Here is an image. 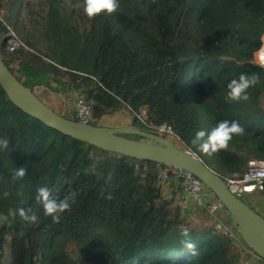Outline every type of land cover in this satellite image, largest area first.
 Listing matches in <instances>:
<instances>
[{
	"label": "trees",
	"instance_id": "trees-1",
	"mask_svg": "<svg viewBox=\"0 0 264 264\" xmlns=\"http://www.w3.org/2000/svg\"><path fill=\"white\" fill-rule=\"evenodd\" d=\"M118 3L116 12L89 18L77 7L82 0H38L49 17L37 45L23 34L21 18L24 9L32 13V1L0 0V58L5 65L26 63L52 83L60 80V96L87 102L93 125L122 110L130 126L157 133L165 125L178 145L223 180L242 173L249 157L264 159V73L252 59L264 36V0ZM9 31L19 35L13 32L19 41L13 50ZM253 72L261 82L248 90L250 99L226 103L227 83ZM30 89L41 100L36 86ZM53 110L73 119L74 109ZM224 119L238 120L245 133L212 155L192 145L198 130ZM3 137L9 148L0 149V264H76L66 250L70 242L84 264H241L234 238L189 221L175 195L161 192L163 164L62 134L14 105L0 86ZM20 167L26 176L14 180ZM44 185L57 199L77 192L59 223L35 200ZM259 195L264 199V187ZM21 208L37 221L21 218ZM185 231L196 242L194 252L181 244Z\"/></svg>",
	"mask_w": 264,
	"mask_h": 264
},
{
	"label": "water",
	"instance_id": "water-1",
	"mask_svg": "<svg viewBox=\"0 0 264 264\" xmlns=\"http://www.w3.org/2000/svg\"><path fill=\"white\" fill-rule=\"evenodd\" d=\"M20 66L5 65L0 58V86L10 101L28 115L72 138L104 150L137 159L175 166L196 176L222 203L250 250L264 259V217L231 192L225 181L199 157L165 136L133 126L107 127L78 123L66 118L41 101L19 79ZM123 134L136 135L133 139Z\"/></svg>",
	"mask_w": 264,
	"mask_h": 264
},
{
	"label": "clouds",
	"instance_id": "clouds-1",
	"mask_svg": "<svg viewBox=\"0 0 264 264\" xmlns=\"http://www.w3.org/2000/svg\"><path fill=\"white\" fill-rule=\"evenodd\" d=\"M77 7H82L83 13L94 18L101 13L112 14L119 7L118 0H82V4ZM260 46L253 53V63L261 69H264V36L261 38ZM261 82V74L240 73L238 77L233 78L226 85L225 102L239 103L248 101L250 96L248 90L255 87ZM245 133V128L238 120H220L214 127L209 130H198L192 138L191 143L196 146L199 151L212 155L222 149H227L229 142L234 136H240ZM9 141L6 137L0 138V149L8 150ZM26 176L24 167L16 168L13 173V179H20ZM77 192L73 191L66 195L63 199H57L53 195V191L47 185L41 186L36 190L35 200L43 208L44 214L50 216L54 223H59L60 215L66 211H70L71 206L75 203ZM30 210L23 208L19 209L18 215L29 223H35L38 219L36 215H29ZM182 235L187 239L181 240L182 246L194 252L196 242L193 241L187 231Z\"/></svg>",
	"mask_w": 264,
	"mask_h": 264
},
{
	"label": "rangeland",
	"instance_id": "rangeland-1",
	"mask_svg": "<svg viewBox=\"0 0 264 264\" xmlns=\"http://www.w3.org/2000/svg\"><path fill=\"white\" fill-rule=\"evenodd\" d=\"M23 1H24V3H26L27 0H23ZM29 1H32V4H33L32 9L33 10H32V13H29L27 11V9H24L22 11L21 18H22V22H23V26H24L23 27V34L28 36L33 43L40 45L43 41L44 31L48 25L47 19L49 17V13L47 12V10L42 9V7L38 4V0H29ZM66 1L70 2V0H66ZM1 12H3V9L1 10ZM13 32L15 33V35L17 37H19V35H17V33L15 31H13ZM260 41H261V39H260ZM17 64L20 66L19 79L29 87H31V86L35 87L36 86V90L35 89H33V90L41 98V100H45L47 102V104H49V106L55 110L60 109V107L62 105L63 107L67 106L68 114L72 111L73 106H74L75 96H73V98H70L68 100L63 99L59 93L60 87L55 85V83H56L55 81H54L55 83H52V81H49L47 79L48 76H46L43 72H41L40 70H37L36 68H34V67H32L26 63H17ZM28 72H31L32 75L27 74ZM50 79H52V78H50ZM37 85H39L38 86L39 88H37ZM263 103H264V99H263ZM142 111H144V110H142ZM98 124L102 125V126H107V127L124 126V125L126 126V125H130V116L126 110H122L121 112H119L117 114L106 115V116L102 117L99 120ZM127 135H129V134H127ZM162 135L165 136L167 139H169L171 142H173L175 144L178 143V140L172 135V133L170 131H164L162 133ZM235 174H237V173H226V174H224V177L226 179V178H229ZM169 182H175V181L172 179L169 181L168 180L160 181V190L165 195L168 194L169 193L168 191L171 189L170 187H168ZM204 189L209 190L205 185H204ZM240 197L242 198V200L244 202L250 204V206L254 210L259 212V204L252 201L253 200L251 198L252 196L244 194ZM260 203H261V205H263L264 202H260ZM257 207H258V209H257ZM194 209H195V211L199 210L198 212H200V211L203 212V215L198 216V217L197 216L192 217V215H191V217H192L191 220L193 221V223L194 222L195 223H202V222H199L198 220L200 218H204V216H206L205 208L198 207L195 205ZM186 211H188V210H185L183 212H186ZM191 211H193V210H191ZM216 212H218V211H216ZM259 214H261L264 217V214L262 212L261 213L259 212ZM214 215H216V214H214ZM186 218H188V217H186ZM0 220H1V218H0ZM224 220L225 221L228 220L227 224L232 225V228H230V229L234 232V235L236 237L235 241L237 242V244L242 245L241 248L243 250H241L242 251L241 259H240L241 264H257V263H255V261L252 262L251 259L245 258V256L243 255L245 250H247V251H251V250H249L243 244L244 239L242 238L241 234L237 233L238 229L235 227V225H233L234 222L231 220L230 215L228 214V217H226V218L224 217ZM206 221H207V219H206ZM229 223H232V224H229ZM207 224H209V223H207ZM211 226H212V224H211ZM73 245H74V243L70 242L66 246V250H69L70 256H71V258L75 259L76 264H84L82 261V255L81 254H79L75 251H70L73 249ZM88 264H90V263H88Z\"/></svg>",
	"mask_w": 264,
	"mask_h": 264
},
{
	"label": "built area",
	"instance_id": "built-area-1",
	"mask_svg": "<svg viewBox=\"0 0 264 264\" xmlns=\"http://www.w3.org/2000/svg\"><path fill=\"white\" fill-rule=\"evenodd\" d=\"M8 34L10 35L8 38V47L9 50H13L14 47L19 44V41L12 31H9ZM73 109L74 113L72 120L84 124H91L93 122L94 119L91 114V107L81 97L75 98ZM164 131H169V129L165 125H161L157 134L162 135ZM171 179L174 180L181 189L176 202L180 205L182 211L187 210L191 204H194L198 207L205 208L209 216H212L216 211L224 208L218 199L214 201L205 200L204 195L207 189H204V184L192 173L175 166L164 165L159 170V180L169 181ZM224 181L231 192L238 197L244 194L250 196L259 194L264 187V159L249 157L246 160L242 173L232 175L224 179ZM212 227L228 237L236 238L230 227L220 221H213ZM241 246L242 245H240V247ZM241 250L243 249L241 248Z\"/></svg>",
	"mask_w": 264,
	"mask_h": 264
},
{
	"label": "crops",
	"instance_id": "crops-1",
	"mask_svg": "<svg viewBox=\"0 0 264 264\" xmlns=\"http://www.w3.org/2000/svg\"><path fill=\"white\" fill-rule=\"evenodd\" d=\"M56 83H55V85H57V86H59V87H61V85H62V82L60 81V80H56V79H53ZM58 87V88H59ZM141 106H146V109H145V111H142L141 110ZM147 110H148V104H141L140 106H139V117L141 118V119H144L145 117H146V112H147ZM125 126V125H124ZM126 126H130V125H126ZM168 187H170L171 189L168 191L170 194H174L175 195V199L177 200L178 199V197H179V195H180V187H179V185L177 184V183H175V182H169L168 183ZM204 198H205V200H208V201H214V200H216L217 198L210 192V191H208V190H205V195H204ZM253 200L252 201H254L255 203H258L259 204V212L261 213H263L264 214V203H263V205H261V203L260 202H264V199L259 195V194H256V195H253L252 197H251ZM195 205H193V204H191L190 205V207L187 209L188 211H186V212H184V215L186 216V217H188L187 219L189 220V221H191V222H193L191 219H192V217H198V216H201V215H203V212H198V211H195ZM257 209H258V207H257ZM190 210V211H189ZM191 210H193V211H191ZM258 212V213H259ZM216 215H212V216H209V214H208V212L206 211V216H204V218H200L198 221L199 222H202L203 224H207V223H209L210 225L212 224V222L213 221H220L221 223H223V224H226L227 226H229L230 228H232V225H228L227 223H228V220L227 221H225L224 220V217L226 218V217H228V213L224 210V209H220V210H218V212H216L215 213ZM191 215H192V217H191ZM210 220H209V219ZM206 219H207V221H206ZM232 220V219H231ZM226 222V223H225ZM195 223V222H194ZM229 224H232V223H229ZM243 255L245 256V258H249V259H251L252 260V262H254L255 261V263H257V264H264V259H261V258H259L258 256H256L254 253H252L251 251H247V250H245L244 251V253H243ZM260 260V261H259ZM259 262V263H258Z\"/></svg>",
	"mask_w": 264,
	"mask_h": 264
}]
</instances>
